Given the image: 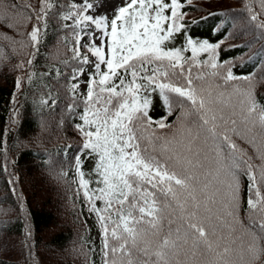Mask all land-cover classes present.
I'll use <instances>...</instances> for the list:
<instances>
[{
    "label": "snow or ice",
    "instance_id": "obj_1",
    "mask_svg": "<svg viewBox=\"0 0 264 264\" xmlns=\"http://www.w3.org/2000/svg\"><path fill=\"white\" fill-rule=\"evenodd\" d=\"M49 7L41 6L26 33L33 46ZM56 7L73 37L77 102L68 108L77 110L82 149L95 161L92 178L79 157L75 162L102 230L104 264H264V164L245 160L233 139L247 137L253 146L259 139L264 161V104L251 88L229 90L227 82L239 79L230 69L223 84L210 82L219 75V44L189 38L169 46L184 28L181 0H68ZM249 20L264 30V0ZM85 66L91 71L80 92ZM156 98L166 109L159 119L150 116ZM174 112L176 131L160 134L173 127L167 120ZM242 174L250 180L247 220L238 216Z\"/></svg>",
    "mask_w": 264,
    "mask_h": 264
},
{
    "label": "trees",
    "instance_id": "obj_2",
    "mask_svg": "<svg viewBox=\"0 0 264 264\" xmlns=\"http://www.w3.org/2000/svg\"><path fill=\"white\" fill-rule=\"evenodd\" d=\"M181 2L184 28L169 46L183 47L189 38L219 44L215 53L219 75L209 76L210 82L223 84L222 77L230 69L239 79L227 82L229 90L249 88L248 83L255 82L260 89L254 96L264 104V30L249 20L252 11L261 10V0ZM67 3L0 0V12L8 14L0 16V264H104L103 239L98 250L88 241V202L75 174L74 156H84L82 167L89 179L95 161L82 149L77 110L68 108L77 102L70 78L76 61L71 53L73 37L64 29L56 7ZM12 4L28 8L12 9ZM44 4L50 7L40 21V43L33 46L26 33L37 24L36 12ZM207 58V53L200 56ZM164 115L166 109L154 99L150 116ZM177 115L168 117L171 129L157 131L162 135L175 132ZM238 148L245 160L256 156L251 162L264 164L256 154ZM37 168L42 173L36 174ZM249 183L242 174L238 212L242 220L248 219ZM98 206L103 207L99 202ZM10 248L19 255H13Z\"/></svg>",
    "mask_w": 264,
    "mask_h": 264
},
{
    "label": "rangeland",
    "instance_id": "obj_3",
    "mask_svg": "<svg viewBox=\"0 0 264 264\" xmlns=\"http://www.w3.org/2000/svg\"><path fill=\"white\" fill-rule=\"evenodd\" d=\"M257 2H258V0H257ZM257 5H258V4H257ZM258 6H259V5H258ZM253 37H254V36H253ZM88 70L91 71V70L86 66V69L84 70V72H85V76H81V77L79 78V89H78L79 91H84V90H85L84 82H85L86 77H87V75H88V73H87ZM248 84H249V88H251L253 92H254V91H258V90L260 89L259 86H258V84L255 83V82H249ZM59 117H60V115L56 118V120H57L58 123H59ZM47 123H48V122H47ZM233 139L235 140L237 146L241 147L243 150L245 149V151L247 150L246 152H248V153L253 152V154H256L257 156L260 155V153L257 152V150H256V149H257V145H256V146H253V145L249 142V139H248L247 137H245V138H241V137L237 136V137H233ZM257 144H260L259 139L257 140ZM32 169L35 170L34 167H32ZM40 173H42V170H41L40 168H37V169H36V174H40ZM10 252H11L13 255H15V256H18V255H19L18 252H17L15 249H11V248H10Z\"/></svg>",
    "mask_w": 264,
    "mask_h": 264
}]
</instances>
